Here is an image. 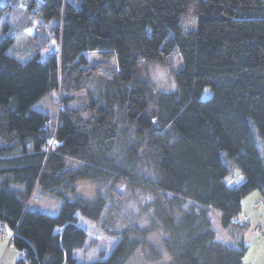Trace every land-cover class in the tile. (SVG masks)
<instances>
[{
	"label": "trees",
	"instance_id": "trees-1",
	"mask_svg": "<svg viewBox=\"0 0 264 264\" xmlns=\"http://www.w3.org/2000/svg\"><path fill=\"white\" fill-rule=\"evenodd\" d=\"M1 16L0 226L23 255L16 264H126L146 248L167 264H243L241 202L264 197L252 129L264 138V0H3ZM22 35L25 62L9 54ZM87 52L117 65L84 68ZM178 53L176 90H156L146 64L171 68ZM50 93L53 118L34 108ZM223 154L239 185L226 184ZM36 194L61 199L58 213L38 210ZM78 215L117 239L109 254L79 262Z\"/></svg>",
	"mask_w": 264,
	"mask_h": 264
},
{
	"label": "rangeland",
	"instance_id": "rangeland-1",
	"mask_svg": "<svg viewBox=\"0 0 264 264\" xmlns=\"http://www.w3.org/2000/svg\"><path fill=\"white\" fill-rule=\"evenodd\" d=\"M2 4H3V0H0V6ZM189 18H191L193 21H191V19ZM6 21L7 20L5 16L0 17V42L5 39L4 38L5 34L3 29ZM192 22L193 24L191 25ZM181 26L183 27L184 30H194L196 28L195 17L187 16L182 18ZM32 32H33V27H31L28 30V33H32ZM27 42H28V36L22 35L10 47L9 54L22 62L27 61L31 56L30 53H26ZM84 55L87 61V64L86 66H84V68H88L97 63H103L109 69L112 70V68H114L117 65V61L114 57L106 59L97 52H87ZM171 64H172L171 68L165 65H158L155 63L146 64V72L148 78L156 90L162 92H173L176 90V82H175L174 74L182 67V61L179 53L172 58ZM207 90H208L207 91L208 95L210 97L211 91L210 89ZM72 95L75 96L76 104L80 105L82 101L81 99L82 94L75 93ZM53 96L54 93L45 95L38 102L35 103L34 108L40 112L45 113L49 117L53 118L56 115V106L53 102ZM203 98L206 99L207 95L204 94ZM250 122L252 123V121ZM252 129L254 131V136L260 155L264 162V138H262L257 133L253 123H252ZM223 160L226 161L229 164L228 166L230 167V173L226 176V184L236 186L242 183L244 176L240 172V170L235 166L233 161L230 158L226 157L225 154H223ZM77 187H78V194L85 197H91L95 191L94 190L95 187L93 183L89 181L79 182ZM244 198L246 200L244 202L245 208L248 211L255 213L256 215L260 214L261 216H259V219L264 220V206L261 204V203L264 204V197L261 195V192L259 190L250 192ZM33 203L38 210L48 215H56L62 204V201L61 199H59L54 195L43 196L42 194H36V196L33 199ZM78 217H79V224L88 232L87 235L88 241L84 248L85 250L83 249L78 251L76 255L79 262H93L98 260L99 258L98 253L100 251L109 254L112 248L117 243V239L114 237L107 236L105 233L101 232V230L91 221L86 220L79 215ZM210 218L213 221L214 231L217 232L218 238L219 239L220 237L227 238L228 235H230V233L227 231L225 232L221 231V229L219 228L218 219L214 215V211L210 212ZM259 219L258 217H256L254 222L255 223L256 221L258 222ZM255 225L256 224L251 223V226L244 229L243 233H241L238 236V240L240 241L243 235L244 245L246 248V252H245L246 255L243 259V264H264V238H261L264 237V235L261 236L259 231V228H263V227L262 226L259 227L258 225L256 230L254 231ZM3 229L4 232L0 234V264H16V262L20 258V255L16 254L15 248L10 243L9 240L10 233L8 232L7 229L5 228ZM256 236L258 237V240H260L261 238V241L255 244ZM225 242L228 244L230 241L225 240ZM155 245L157 248H162V246L158 243H156ZM232 245H235V242L232 243ZM145 250H143V252L137 250L135 255H133L132 258L127 261L126 264H167L168 263L169 257L167 256L166 253L165 254L163 253L162 257L159 260H156L153 259L154 257L151 255L149 249H147L146 252Z\"/></svg>",
	"mask_w": 264,
	"mask_h": 264
},
{
	"label": "crops",
	"instance_id": "crops-1",
	"mask_svg": "<svg viewBox=\"0 0 264 264\" xmlns=\"http://www.w3.org/2000/svg\"><path fill=\"white\" fill-rule=\"evenodd\" d=\"M246 200H245V198L242 200V202H241V211H242V213H241V219H246V221H248V222H250V224L252 223H254V224H256L255 226H264V220H261V219H259V216H261L260 214H258V215H256L255 213H252V212H250V211H248L246 208H245V202ZM263 206H264V204L263 203H261ZM258 208V207H257ZM255 216V217H254ZM256 217H258V219H259V221L257 222L256 221V223L254 222L255 221V219H256ZM216 232V231H215ZM217 233V232H216ZM261 238H264V237H261ZM261 238H260V240H258V237L256 236V242H255V244L256 243H258V242H260L261 241ZM216 239L219 241V242H221V243H223V244H225V245H228L229 243H231V241H230V239L227 237V238H223V237H220V239L218 238V234L216 235ZM225 240H228V241H230L228 244L225 242ZM16 251V250H15ZM16 254H18V255H20V258H19V260L20 259H22V254L20 253V252H18V251H16Z\"/></svg>",
	"mask_w": 264,
	"mask_h": 264
},
{
	"label": "built area",
	"instance_id": "built-area-1",
	"mask_svg": "<svg viewBox=\"0 0 264 264\" xmlns=\"http://www.w3.org/2000/svg\"><path fill=\"white\" fill-rule=\"evenodd\" d=\"M39 2V1H38ZM40 3V2H39Z\"/></svg>",
	"mask_w": 264,
	"mask_h": 264
}]
</instances>
